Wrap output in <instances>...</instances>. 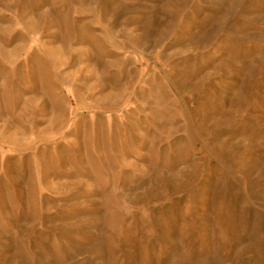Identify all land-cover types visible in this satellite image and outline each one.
<instances>
[{"label": "rangeland", "instance_id": "rangeland-1", "mask_svg": "<svg viewBox=\"0 0 264 264\" xmlns=\"http://www.w3.org/2000/svg\"><path fill=\"white\" fill-rule=\"evenodd\" d=\"M0 264H264V0H0Z\"/></svg>", "mask_w": 264, "mask_h": 264}]
</instances>
